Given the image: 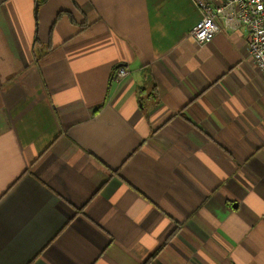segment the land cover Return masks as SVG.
Returning a JSON list of instances; mask_svg holds the SVG:
<instances>
[{
    "label": "crops",
    "instance_id": "obj_1",
    "mask_svg": "<svg viewBox=\"0 0 264 264\" xmlns=\"http://www.w3.org/2000/svg\"><path fill=\"white\" fill-rule=\"evenodd\" d=\"M200 18L0 0V264H264V77Z\"/></svg>",
    "mask_w": 264,
    "mask_h": 264
},
{
    "label": "built area",
    "instance_id": "obj_2",
    "mask_svg": "<svg viewBox=\"0 0 264 264\" xmlns=\"http://www.w3.org/2000/svg\"><path fill=\"white\" fill-rule=\"evenodd\" d=\"M201 11V18L189 35L199 43L209 42L222 29H244L248 48L258 72L264 77V0H193ZM127 67H119L113 78L127 75Z\"/></svg>",
    "mask_w": 264,
    "mask_h": 264
},
{
    "label": "rangeland",
    "instance_id": "obj_3",
    "mask_svg": "<svg viewBox=\"0 0 264 264\" xmlns=\"http://www.w3.org/2000/svg\"><path fill=\"white\" fill-rule=\"evenodd\" d=\"M120 67H124V66H120ZM117 69H118V68H117ZM117 69H116V70H117ZM116 70H115V71H116Z\"/></svg>",
    "mask_w": 264,
    "mask_h": 264
},
{
    "label": "trees",
    "instance_id": "obj_4",
    "mask_svg": "<svg viewBox=\"0 0 264 264\" xmlns=\"http://www.w3.org/2000/svg\"><path fill=\"white\" fill-rule=\"evenodd\" d=\"M148 261H149V260H148ZM148 261H147V262H148Z\"/></svg>",
    "mask_w": 264,
    "mask_h": 264
}]
</instances>
